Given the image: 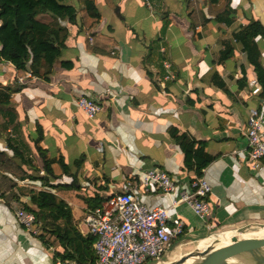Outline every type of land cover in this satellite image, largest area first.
I'll list each match as a JSON object with an SVG mask.
<instances>
[{"label":"crops","instance_id":"1","mask_svg":"<svg viewBox=\"0 0 264 264\" xmlns=\"http://www.w3.org/2000/svg\"><path fill=\"white\" fill-rule=\"evenodd\" d=\"M147 2L149 7L144 0H67L77 12V23H64L69 31L66 49L45 81L20 84L17 79L24 72L0 60V85L17 88L11 93V106L24 137L20 135L19 146L27 153L30 149L40 167L41 159L30 142L37 138L39 126V146L48 158H62L65 164L81 160L78 188L59 185L51 191L71 208L83 235L87 229L81 198L96 190L103 198L130 191L149 207L170 208L169 225L182 222L183 237L200 238L219 228L254 233L246 229L264 228V159L258 168L249 164L245 131L250 109L259 111L264 127V98L251 94L247 80L256 78L239 45L235 44L228 60L217 58L222 42L230 40L239 26L257 20L264 27V0H218L216 4L191 0L190 8L186 0ZM226 2L236 14L230 27L213 17ZM88 7L99 14L98 21L88 18ZM190 10H195L193 18ZM37 19L43 24L48 21V17ZM255 42L264 67V38ZM90 46L96 51H90ZM164 61L170 64V79ZM82 95L102 106L93 118L75 105ZM6 121L2 115L0 123ZM171 127L205 143L214 158L202 176L211 188L206 222L180 202L194 175L184 169V156L168 135ZM11 134L9 127L0 135V151L9 157L5 136ZM154 168L175 179L174 193L143 190L142 175ZM52 169L61 176L57 164ZM4 174L21 189H41L36 180L18 179L12 171ZM67 182L68 178L60 179V184ZM73 190L83 203L78 218L69 194ZM20 200L28 202L29 197ZM17 211L14 204L10 207L0 199V264H54L56 249L45 247L22 228Z\"/></svg>","mask_w":264,"mask_h":264},{"label":"trees","instance_id":"2","mask_svg":"<svg viewBox=\"0 0 264 264\" xmlns=\"http://www.w3.org/2000/svg\"><path fill=\"white\" fill-rule=\"evenodd\" d=\"M67 0H0V60L10 63L16 70L29 73L36 80H47L57 61H61L66 49V40L69 31L64 23H77L75 8L66 3ZM187 7H191V0H186ZM209 4H216L218 0H208ZM193 11L189 16L193 18ZM86 14L92 21H98L99 14L90 7ZM235 11L226 2L222 10L214 14V20L230 27L235 22ZM38 17H48L43 24ZM207 20L204 19L202 23ZM264 38V27L257 20L239 26L233 32L230 40L222 42V50L217 61L224 62L232 57L235 44L241 47L247 58V63L255 74L260 86L259 99L264 98V67L260 61V50L255 40ZM90 51H96L90 46ZM64 62V61H63ZM65 63V62H64ZM69 65V64H68ZM245 85V77L239 81ZM218 87L223 88L221 81H216ZM16 87L0 85V117H7L6 123H0V135L7 128L12 134L5 136L6 147L11 151L9 157L0 151V199L8 206L14 204L16 210L31 213L38 228L36 236L45 247L54 250L55 260L66 261L70 264H96V255L93 250L94 238L89 234H81L72 217L68 204L57 197L51 190L62 185L66 189L78 188L77 172L81 167V160L72 164H65L62 158H48L39 142L42 140V131L36 126L38 136L30 141L41 159V165L35 164L32 152L27 153L19 145L22 131L21 124L16 122V116L11 106V93ZM21 135V136H20ZM168 135L178 145L184 156V169L193 173L190 181L203 176V171L214 160L206 152V145L196 141L187 133H180L176 128H169ZM22 138H24L22 136ZM27 141V140H26ZM13 160L18 162L14 164ZM57 164L61 176H55L53 165ZM12 171L18 179L38 181L40 190L21 189L17 183L4 174ZM68 178L69 182L60 184V179ZM29 197L28 202H21L20 198ZM103 198L98 191L81 198L85 205V212L99 208ZM185 232L176 237L178 240ZM173 241V240H172Z\"/></svg>","mask_w":264,"mask_h":264},{"label":"built area","instance_id":"3","mask_svg":"<svg viewBox=\"0 0 264 264\" xmlns=\"http://www.w3.org/2000/svg\"><path fill=\"white\" fill-rule=\"evenodd\" d=\"M144 1L149 7L147 0ZM163 67L167 72L166 78H172L169 62L164 61ZM30 79L34 78L24 73L17 81L25 84ZM247 85L252 95L260 93L257 80H247ZM75 105L88 118H93L102 108L100 102L83 95L76 99ZM245 139L246 159L253 168H258L264 159V127L257 109L248 111ZM141 184L145 192L159 191L165 195H171L177 187L171 175L155 168L143 173ZM210 191L207 181L203 177L197 178L190 181L180 202L186 204L199 220L206 222L210 213ZM15 217L27 232L32 235L38 233L31 213L18 210ZM82 221L87 234L94 238L96 264H160L172 240L181 235L183 230L180 221L169 225L170 208L149 207L137 200L130 191L107 197L99 208L86 212ZM54 264L70 263L56 260Z\"/></svg>","mask_w":264,"mask_h":264},{"label":"rangeland","instance_id":"4","mask_svg":"<svg viewBox=\"0 0 264 264\" xmlns=\"http://www.w3.org/2000/svg\"><path fill=\"white\" fill-rule=\"evenodd\" d=\"M75 193V190L69 191V194L72 195L71 199L74 203V216L78 218L80 217V207H83V203L78 197L75 196ZM257 229L258 227L256 226L249 227L246 230L254 233L244 235H242V233H240L238 230H227L219 228L207 232L206 235L200 238H187L182 236L178 240L174 239L171 242L168 252L162 259V262L160 264H172L174 262H177L180 258L187 256L188 254L201 252L207 248L213 250L220 248L222 245L231 244V239L233 237L239 240L248 238H264V228L259 230ZM197 262V259L192 258L187 260L185 264H196Z\"/></svg>","mask_w":264,"mask_h":264},{"label":"water","instance_id":"5","mask_svg":"<svg viewBox=\"0 0 264 264\" xmlns=\"http://www.w3.org/2000/svg\"><path fill=\"white\" fill-rule=\"evenodd\" d=\"M196 264H228L234 258H241L242 264H264V238L231 239V244L217 249H205L180 258L172 264H185L189 259Z\"/></svg>","mask_w":264,"mask_h":264},{"label":"bare ground","instance_id":"6","mask_svg":"<svg viewBox=\"0 0 264 264\" xmlns=\"http://www.w3.org/2000/svg\"><path fill=\"white\" fill-rule=\"evenodd\" d=\"M230 245V244H228ZM228 245H222L221 247L228 246ZM228 264H242L241 258H234L228 261Z\"/></svg>","mask_w":264,"mask_h":264}]
</instances>
